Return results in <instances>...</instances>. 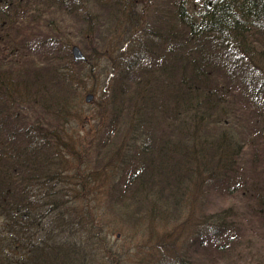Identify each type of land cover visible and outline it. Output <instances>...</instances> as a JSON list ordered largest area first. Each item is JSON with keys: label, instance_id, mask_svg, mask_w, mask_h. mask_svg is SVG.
Instances as JSON below:
<instances>
[{"label": "trees", "instance_id": "16d2710c", "mask_svg": "<svg viewBox=\"0 0 264 264\" xmlns=\"http://www.w3.org/2000/svg\"><path fill=\"white\" fill-rule=\"evenodd\" d=\"M154 4L0 0V264H128L107 212L161 255L185 257L175 233L193 214L227 245L234 209L204 213L210 190L249 191L264 212V186L238 172L250 143L264 175V0ZM77 81L106 87L95 104L107 131L89 141Z\"/></svg>", "mask_w": 264, "mask_h": 264}, {"label": "rangeland", "instance_id": "374dc122", "mask_svg": "<svg viewBox=\"0 0 264 264\" xmlns=\"http://www.w3.org/2000/svg\"><path fill=\"white\" fill-rule=\"evenodd\" d=\"M154 3V12L163 6V0H154ZM73 44L78 45L82 52L84 54L86 53V50H84L79 43L73 42L71 45ZM130 52L133 54L129 53L127 55L128 59L138 55L139 50L132 49ZM59 55L63 56L64 53H59ZM147 56L148 53H146V57ZM17 59H21V56L18 55ZM33 59V63L35 64L37 60H35V58ZM71 60L73 59L71 58ZM62 63L65 64V61H62ZM103 64L105 65V62H103ZM109 64L114 65L115 62L111 61ZM18 66L19 65H16V67L12 69L15 70ZM118 69H120V67H118ZM74 70L77 72L76 69ZM100 80L101 77H99V81ZM73 84L75 87H78L75 90L80 98L79 100L82 101L81 111L84 114V123L80 121L78 128L82 131L83 135L81 136H85L86 140L89 141L96 129L100 132V135H103L104 131H107L108 126L106 125L111 118L110 115H104L102 120L96 118L98 115V105L95 104V101L98 95L102 94V88L105 91V86L97 81H77ZM91 88L96 92L91 91ZM87 94L93 95L90 102H85L84 98ZM249 106L250 105H241L237 102L234 105L235 115L232 114V119L235 120L237 129L243 130L246 135L250 134L249 132L252 126H254L252 125V118H249ZM102 110L104 112L107 111L104 106ZM89 126H92V132L88 134L86 129L90 128ZM78 130L75 134H78ZM256 143L259 144L258 141H256ZM252 149L250 143L245 146L243 155L239 161L238 172L243 177H246V182L249 187L251 182L254 181H260L259 183L264 186V175L262 176L260 172L262 169L260 167L261 161L257 160L256 165L255 163L252 165ZM249 178H251L250 181H248ZM201 203L203 204V212L206 214L228 207L234 209V227H237L227 232V234H235L236 237L233 241L226 245V233L221 237L219 234L214 238L210 227L200 230V226L197 225L195 214L191 215L189 220L184 224L183 229L186 231H183L181 227L178 232L175 233L179 236L183 235L181 237L185 238L187 241V248H183L187 254L184 255L185 257L182 258V260L177 256L178 253L174 251H168L166 254L161 255L160 250H156L157 248L151 246L152 243H149L148 240L145 239L143 241L141 236L135 234L134 230L131 229L132 231L128 232L130 230L127 224L121 222L122 220L116 218L111 212H107L105 221L112 225H116V227L122 230H117L116 232L108 230V233L114 237V240H117V242L114 243V247L117 249L122 247V249L126 251V256L129 257L128 264H264V212L259 208L260 206L256 204L254 198L250 196L249 191L243 193L241 190H238L228 194L227 192L220 193L219 191L210 190ZM77 209L79 211L80 207L77 206ZM186 215L189 216V213H186ZM114 240L112 242H114ZM200 242L202 245H200ZM215 243L224 245L222 246L224 248L217 249L214 246Z\"/></svg>", "mask_w": 264, "mask_h": 264}, {"label": "water", "instance_id": "95a60500", "mask_svg": "<svg viewBox=\"0 0 264 264\" xmlns=\"http://www.w3.org/2000/svg\"><path fill=\"white\" fill-rule=\"evenodd\" d=\"M70 54H71V58L73 59V61L78 62V61H85L86 57L84 55V53L82 52V50L80 49V47L76 44H73L70 47ZM93 98L92 94H87L85 96V102H90Z\"/></svg>", "mask_w": 264, "mask_h": 264}]
</instances>
